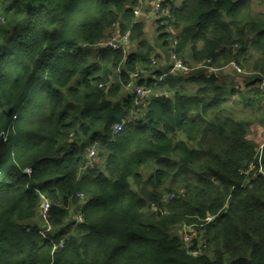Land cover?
Instances as JSON below:
<instances>
[{"label":"trees","instance_id":"obj_1","mask_svg":"<svg viewBox=\"0 0 264 264\" xmlns=\"http://www.w3.org/2000/svg\"><path fill=\"white\" fill-rule=\"evenodd\" d=\"M129 4L1 0L0 264H264V147L245 114L264 100V0H164L154 39ZM114 35L129 56L98 47ZM175 39L197 71L170 73Z\"/></svg>","mask_w":264,"mask_h":264},{"label":"built area","instance_id":"obj_2","mask_svg":"<svg viewBox=\"0 0 264 264\" xmlns=\"http://www.w3.org/2000/svg\"><path fill=\"white\" fill-rule=\"evenodd\" d=\"M164 2V0H154L153 1V10L151 12V18L154 22H156L158 20V18L164 14H168L169 11H165L163 9V5L162 3ZM159 13V14H158ZM143 13H142V10L141 9H137L135 11V16H141ZM0 21H1V18H0ZM117 25V29L119 30V24H116ZM106 46H109L111 47L113 50H118V51H122L124 54L126 55H129L131 50V45H130V37L129 35H125L124 37H120L118 35H114L112 37V39L106 44L104 43L103 41L100 42L98 44V47H106ZM177 46H178V40L175 39L172 43V49H171V55L172 56V69H171V74H176V75H180V74H186V73H189L191 71H197L198 68H190L189 65H186L183 63L182 60H179L178 58L175 57V53L177 52ZM153 61V65L156 64V61L155 59L152 60ZM231 67H233L238 73H242V69L237 65V64H232ZM219 70L218 69H215L213 67H210L208 68V73L206 74V78L208 79H211L212 77H215V78H219ZM139 81H140V76H139V73H134L132 76H131V82L129 84V88L132 89L136 95H138V97L140 98V100L143 102L145 101L146 99H148L150 97V94H151V91H148L147 89H145L144 87H142L141 85H139ZM261 92L264 94V76L262 77V85H261ZM144 103V106L143 107H147V104ZM123 124H117L115 126V129H114V133L117 134V133H120L122 132L123 130ZM96 151L94 148L91 149V155H95ZM259 153H260V156L262 157V151L259 150ZM252 168V167H251ZM244 173V172H242ZM169 198H173V197H169ZM88 202L87 199H85L82 204H86ZM51 203L50 202H47L45 204H43L42 206V216L45 220H48L50 218V210H51ZM73 219L76 221V223H82L84 222V216H83V213H82V209H80L79 212H75L73 214ZM214 218H209L208 220L211 221L213 220ZM188 228V229H186ZM185 229V230H184ZM180 235L182 236L183 239H185L186 241H192L193 239L190 237V238H187L185 237L187 232L192 235L196 230H195V227L193 225L191 226H188L187 224L186 225H183L180 229ZM63 243V241L61 242ZM199 252H194L193 255L196 256L198 255Z\"/></svg>","mask_w":264,"mask_h":264},{"label":"rangeland","instance_id":"obj_3","mask_svg":"<svg viewBox=\"0 0 264 264\" xmlns=\"http://www.w3.org/2000/svg\"><path fill=\"white\" fill-rule=\"evenodd\" d=\"M152 4H153V2H152ZM129 5H131V4H129ZM137 6H138L137 8L142 7L143 12L148 11L149 7H150V6L149 7L147 6L144 9V7L142 5H140L139 3ZM152 10H153V5H152ZM152 10L150 8L151 12H152ZM142 18H143V16L137 17V19H142ZM158 27H159V25L156 23L153 26V28H154L153 30L156 31V34H155L156 36H158V34H157ZM156 36L154 37L153 35H149L148 37H153V39H154V38H156ZM227 82L230 84V87L234 86L236 89L241 90V91H248L249 89L252 88V86H250L249 79L244 78V77H240V76L232 75V76L228 77ZM263 106H264V100L262 99V101L259 102L258 104H256V106L253 109L245 110V114L250 118V123H249L250 124V127H249V135L250 136L249 137L252 140L256 141L259 145H262V146L264 143V108H263ZM41 221H42V219H41ZM181 227H182V225H180L179 228L177 229V231H176L177 233L180 232L179 229H181ZM186 229H188V228H186ZM46 230L49 231V230H51V228L46 229ZM185 237L190 238L191 236L187 232Z\"/></svg>","mask_w":264,"mask_h":264},{"label":"crops","instance_id":"obj_4","mask_svg":"<svg viewBox=\"0 0 264 264\" xmlns=\"http://www.w3.org/2000/svg\"><path fill=\"white\" fill-rule=\"evenodd\" d=\"M133 1H136V3H137V5H138V3L140 4V5H142L143 7H144V9L148 6H150L149 7V10L148 11H142L143 12V20L145 21L146 20V22H147V25H146V28H145V32H147L148 33V36L149 35H153L154 37L156 36L155 34H156V31L155 30H153L154 28H153V24H154V21L152 20V18H151V11H150V8H151V10H152V3H150V1L151 0H130V2H131V5L133 4ZM182 1L183 0H178V4H180V3H182ZM0 4H1V0H0ZM136 5V6H137ZM143 8L141 7V10H142ZM143 21V22H144ZM159 48V47H158ZM156 53V52H155ZM157 54H159L160 56H158V57H160L163 61H162V67H160L159 68V70L158 71H165L166 69H170V66H171V64H170V59H168L167 58V56H169V54H166L163 50H161L160 48H159V50H157ZM232 69V68H231ZM231 69L230 68H225V70L227 71V73H228V77H230V76H232V75H234V73L231 71Z\"/></svg>","mask_w":264,"mask_h":264},{"label":"water","instance_id":"obj_5","mask_svg":"<svg viewBox=\"0 0 264 264\" xmlns=\"http://www.w3.org/2000/svg\"><path fill=\"white\" fill-rule=\"evenodd\" d=\"M154 24H155V23H154ZM154 24H153V26H154ZM114 25H116V24H114ZM114 25H113V26H114ZM119 25H120V24H119ZM131 51H132V50H131ZM170 52H171V51H170ZM130 54H131V52H130ZM130 54H129V55H130ZM129 55H128V56H129ZM144 108H145V107H144ZM263 147H264V145L262 146V148H263ZM260 150H261V148H260ZM51 208H52V207H51ZM50 211H51V210H50Z\"/></svg>","mask_w":264,"mask_h":264}]
</instances>
